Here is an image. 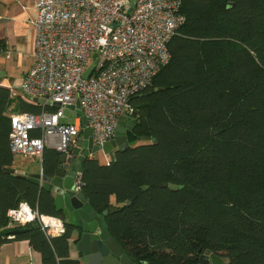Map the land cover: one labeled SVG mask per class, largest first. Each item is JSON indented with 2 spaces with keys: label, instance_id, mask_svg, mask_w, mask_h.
I'll use <instances>...</instances> for the list:
<instances>
[{
  "label": "trees",
  "instance_id": "16d2710c",
  "mask_svg": "<svg viewBox=\"0 0 264 264\" xmlns=\"http://www.w3.org/2000/svg\"><path fill=\"white\" fill-rule=\"evenodd\" d=\"M181 1L186 23L153 81L158 91L130 101L134 134L148 141L109 165L86 160L81 193L98 214L118 209L107 228L138 264H200L206 252L224 264H264V0ZM44 111L56 109L0 88L3 169L15 162L10 114ZM60 156L45 150L44 174L55 175ZM22 202L62 220L66 233L48 238L34 223L9 237L22 228H9L8 212ZM75 231L53 194L0 170V247L28 240L43 264H80L70 257Z\"/></svg>",
  "mask_w": 264,
  "mask_h": 264
},
{
  "label": "built area",
  "instance_id": "2783aa9c",
  "mask_svg": "<svg viewBox=\"0 0 264 264\" xmlns=\"http://www.w3.org/2000/svg\"><path fill=\"white\" fill-rule=\"evenodd\" d=\"M182 8L181 0H38L33 22L36 65L19 92L33 103L44 100L45 107L61 108L40 115L13 114L12 153L40 162L46 149L68 154L82 139L83 118L93 146L111 142L121 118H133L132 98L149 91L169 64V44L186 23ZM66 110L76 114L75 122L65 121ZM110 160L100 163L109 165ZM74 185L81 193L82 173ZM8 217L9 228L38 223L48 238L66 233L62 220L41 215L26 202Z\"/></svg>",
  "mask_w": 264,
  "mask_h": 264
},
{
  "label": "water",
  "instance_id": "95a60500",
  "mask_svg": "<svg viewBox=\"0 0 264 264\" xmlns=\"http://www.w3.org/2000/svg\"><path fill=\"white\" fill-rule=\"evenodd\" d=\"M134 6V3L132 4ZM93 67L86 72V77H89ZM158 89H151L148 93L141 95L149 96L156 93ZM35 103L44 105V100H34ZM54 109H60L59 104L53 105ZM74 110V107L70 108ZM79 109V105H77ZM79 116L82 113L78 111ZM137 122L133 118L122 117L116 129V136L111 141L106 143L103 147L93 146L91 139V131L87 128V120L83 118L82 139H80L76 147L71 148L68 154L60 156L58 171L53 176L33 175L20 176L29 182L39 186L42 190L53 194L55 196V206L58 212L67 211L73 220L78 233L77 249L82 254L80 264H136L125 254L124 249L111 236L106 223V217L118 211L116 208H110L102 214H98L92 208L87 198L83 193L75 191V180L78 173L83 171V163L95 156L98 153L104 155L114 154L116 152L126 151L132 144L139 142H147V137H138L134 134V129ZM0 170L15 174L13 169ZM164 187V186H163ZM172 191L182 190L183 187L177 185H168ZM148 190V188H145ZM127 205H130L128 203ZM66 218V217H65ZM27 229L13 230L9 233L10 236H16L26 233ZM150 264V263H142ZM200 264H224L221 257L206 252L200 260Z\"/></svg>",
  "mask_w": 264,
  "mask_h": 264
},
{
  "label": "crops",
  "instance_id": "0c3cea01",
  "mask_svg": "<svg viewBox=\"0 0 264 264\" xmlns=\"http://www.w3.org/2000/svg\"><path fill=\"white\" fill-rule=\"evenodd\" d=\"M37 1L0 0V88L9 89L12 98L21 96L14 88L21 85L24 77L36 65L33 22L37 18ZM13 114L17 113L10 116ZM40 163V169L33 175H44L42 162ZM15 165L14 162L13 170L18 176H28L32 173L26 170L24 174L17 170ZM66 220L74 223L68 214ZM78 238L76 230L70 240L69 249L70 257L81 262L82 254L77 249ZM0 264H43V258L40 252L31 247L28 240H11L0 247Z\"/></svg>",
  "mask_w": 264,
  "mask_h": 264
},
{
  "label": "rangeland",
  "instance_id": "374dc122",
  "mask_svg": "<svg viewBox=\"0 0 264 264\" xmlns=\"http://www.w3.org/2000/svg\"><path fill=\"white\" fill-rule=\"evenodd\" d=\"M18 89L16 90L17 92H19V87H17ZM65 116H66V119L65 121L67 123H73L75 122V118H76V114L69 111V110H66L65 111ZM142 142H139L138 144H141ZM95 157L99 160V162H105L106 160H109L112 158V154H109V155H102L101 153H98L95 155ZM15 166H16V169L19 170L20 172H24V171H29V172H32L31 174H35V172H38V170L40 169L41 167V163L39 162L38 159H34V158H26V157H23V156H15ZM28 172V173H29ZM20 174H23V173H20ZM25 174V172H24Z\"/></svg>",
  "mask_w": 264,
  "mask_h": 264
},
{
  "label": "flooded vegetation",
  "instance_id": "af4514ba",
  "mask_svg": "<svg viewBox=\"0 0 264 264\" xmlns=\"http://www.w3.org/2000/svg\"><path fill=\"white\" fill-rule=\"evenodd\" d=\"M64 216L66 217V214H64ZM125 254H126V252H125ZM127 255V254H126ZM130 257V256H129ZM200 260H201V256H200ZM134 261V260H133ZM134 263H136L135 261H134ZM136 264H138V263H136Z\"/></svg>",
  "mask_w": 264,
  "mask_h": 264
}]
</instances>
